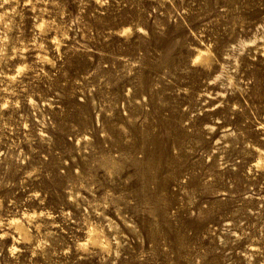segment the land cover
<instances>
[{
	"label": "rangeland",
	"instance_id": "374dc122",
	"mask_svg": "<svg viewBox=\"0 0 264 264\" xmlns=\"http://www.w3.org/2000/svg\"><path fill=\"white\" fill-rule=\"evenodd\" d=\"M0 264H264V0H0Z\"/></svg>",
	"mask_w": 264,
	"mask_h": 264
},
{
	"label": "bare ground",
	"instance_id": "6f19581e",
	"mask_svg": "<svg viewBox=\"0 0 264 264\" xmlns=\"http://www.w3.org/2000/svg\"><path fill=\"white\" fill-rule=\"evenodd\" d=\"M199 54H200V52H199Z\"/></svg>",
	"mask_w": 264,
	"mask_h": 264
}]
</instances>
